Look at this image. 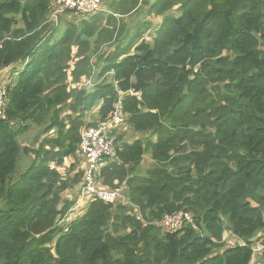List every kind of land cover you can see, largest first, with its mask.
Returning <instances> with one entry per match:
<instances>
[{
    "label": "trees",
    "instance_id": "obj_1",
    "mask_svg": "<svg viewBox=\"0 0 264 264\" xmlns=\"http://www.w3.org/2000/svg\"><path fill=\"white\" fill-rule=\"evenodd\" d=\"M150 9L162 16L152 43L136 27L101 54L99 75L110 80L86 91L75 86L100 62L92 52L112 38L113 18L52 39L50 0H0V69L15 65L2 79L0 264H254L257 244L264 264V0H160ZM95 106L99 122L122 114L114 135L126 125L151 136L114 138L98 176L125 189L113 203H80L69 221L78 192L62 198L63 160L79 155L80 115ZM31 127L35 148L20 142ZM145 153L152 163L141 171ZM21 154L32 158L20 173ZM180 209L194 226L158 224Z\"/></svg>",
    "mask_w": 264,
    "mask_h": 264
},
{
    "label": "rangeland",
    "instance_id": "obj_2",
    "mask_svg": "<svg viewBox=\"0 0 264 264\" xmlns=\"http://www.w3.org/2000/svg\"><path fill=\"white\" fill-rule=\"evenodd\" d=\"M147 1L148 0H142V5L141 6L143 7V9L147 8ZM159 1L160 0H155L156 3H158ZM106 2H107V0H102V7H103L104 4H106ZM55 8H56V6L54 4V0H50V14L48 15V18L45 21V23L51 25L50 28H53L52 29L53 30L52 31V36H51L52 39L60 38L61 35L65 32V30L67 28L71 27V25H75L77 27V29L79 27H81V21H77L78 18L80 19V16H78L74 12H70L68 10L63 11L59 15H56V18H53L52 17V13H53V10ZM175 10L179 11L177 9V5H174L172 8H170L168 10L169 12L167 11V14L168 15L172 14L173 16H176V13H175L176 11ZM103 12L104 11L101 10V11L95 13L94 15H92V17L93 16H98L99 14H103ZM137 13L138 14H136V16L133 15L135 13L131 14L129 16V18H133L132 19L133 21L136 20V19H137V21H142V19L146 20L145 23L140 28V30L142 28H143V30L146 29L143 32V36L141 38L143 40H145L146 42H149L151 44L153 38L157 34L156 33L157 29H159V27L161 26V19L159 20L157 18V15H155V14H154L155 16L152 15L153 18H151V16H149L148 13H146L145 11H142V10H139ZM143 15H146V16L143 17ZM103 16H106V15H103ZM161 18H162V16H161ZM127 21H128L129 24H132L131 20L128 19ZM146 22H148L147 23L148 25L146 24ZM135 28L136 27L128 29V32L124 33V35L120 36V38L124 37L125 40H128L129 38H131V39L134 38L132 36L135 33ZM123 41L121 43L124 44ZM99 44H100V46L97 47V51L95 53H93L91 51L93 60H95L94 58H96L97 55H101V54H103V52L105 53L107 50H109V48H111V50H113L114 46H115L113 44L112 38L110 40L103 39ZM100 57H101V60H99L100 61L99 63H97V64L96 63H91L92 70H91L90 74H88V76H90V77L80 76L79 81L82 82V84H84V85L83 86L82 85H77L75 87H77V88H79V87L85 88L86 91H90V90L93 89V86L101 83L102 81H104V80L105 81H109L110 80V78H111L110 74L102 75V76L99 75L101 67L103 65V61H104L105 56L103 57V55H101ZM12 69L13 68H9L4 73L5 75H3V77H5V76L7 77L8 73ZM88 78L91 80V83H92L91 85H89V84L86 85V83H85V81L88 80ZM2 79L0 81V85H6V83L2 82ZM71 80L76 82L75 79H71ZM97 106H98V104H97ZM97 106H95V108H93L91 110H87V111L81 113L80 117H81V120H82V124L80 125V128H79V136H80L81 131L85 127H87V126H96L97 124L102 123V122H99L101 120H98V117H97V114H96ZM69 113L72 115V117H74L75 114H76V113H73L72 111L71 112H69V111L67 112V114H69ZM122 126L119 129V133L115 132V135H114V136H116L115 139L117 137L119 138L118 142H132V141H134L136 139H143L145 137H150L151 136L148 133L136 132L133 129H131L129 126H126V125L124 127H122ZM37 131H38V129L36 127H31L28 131H26L25 133H23L20 136V142L23 145H29V148H32V147L35 148L38 145V142L41 141V138L38 139L40 137V135H38L39 133H37ZM120 131H122V132H120ZM35 136H37V138H35ZM35 139H38V141L36 143H35ZM31 158H32L31 154L30 155L21 154L19 162H18L17 172L21 173L29 165V163L31 161ZM151 163H152V160L150 158V154L149 153H145L142 156V161H141V165H140L139 169L141 171H144L145 169L150 167ZM63 165L66 167V169L64 168L65 169V171H64V176L65 177L64 178H66V180L68 181V187L62 193V198H66L67 196H69L70 200L75 201V199L77 198V192H78V189H79V186H80L79 183L83 179L82 178L83 173H84L83 172V168H82L83 165H82V162L79 159V155L78 154H77V156H68V157L64 158ZM97 179H98V183H99L98 185L103 186L106 189H114L115 188V189H118V191H120L121 194L123 192L122 189H125V187H124L125 185L124 184H118V182H116V181H114L113 187H112V186L103 184V181L100 178V176H98ZM74 210L76 212H74V213L72 212V214L70 213L71 217L68 218L69 221L72 218H75L76 215H78L77 213H79V212H77V208L74 207ZM226 241H229V238L226 239ZM256 258H257V255H256ZM256 258H255V260H256Z\"/></svg>",
    "mask_w": 264,
    "mask_h": 264
},
{
    "label": "built area",
    "instance_id": "obj_3",
    "mask_svg": "<svg viewBox=\"0 0 264 264\" xmlns=\"http://www.w3.org/2000/svg\"><path fill=\"white\" fill-rule=\"evenodd\" d=\"M54 4L56 8L52 13L53 18L65 10L81 17L94 15L102 10V0H54ZM5 95V86L0 85V108L4 104ZM121 122H123L122 114L116 111L109 120L96 126H87L81 131L78 153L83 160L84 173L75 208L80 203L93 198H99L105 203H113L120 197L118 189H106L98 185L97 176L99 169L104 165V157L114 153L113 129ZM158 224L169 232L176 231L185 224L194 226L192 214L182 209L163 215ZM262 247L261 244L252 247V263L255 262L256 253L260 252Z\"/></svg>",
    "mask_w": 264,
    "mask_h": 264
},
{
    "label": "crops",
    "instance_id": "obj_4",
    "mask_svg": "<svg viewBox=\"0 0 264 264\" xmlns=\"http://www.w3.org/2000/svg\"><path fill=\"white\" fill-rule=\"evenodd\" d=\"M155 2V0H148L147 1V8L143 9L142 5V0H138V3L135 7L131 6V2L130 0H107L106 4L103 5L102 7V11L103 14H99L98 16H87V17H81L80 19L78 18L77 21H81V25L85 22H91L92 19L94 17H99L100 18V26L103 25L105 23L106 20H108V17H112L113 19H109L108 21L110 22L111 25H113V35H112V41L114 46V49L116 48V42H121V39H123L124 43L127 41L124 39V37L120 38V36H123L124 33L128 32V29L133 28V27H140L142 26L146 20L142 19V21H137L136 20H132L133 18H129V16L133 13V15L136 16V14H138L137 12L139 10L145 11L146 13L149 14V16H151V18H153V16H155L153 13H151V5H153ZM130 7V8H129ZM149 10V11H148ZM106 15V16H103ZM153 15V16H152ZM146 15H143V17ZM160 17V18H159ZM157 18L160 20L161 16H157ZM131 20L132 24H129L127 20ZM148 23V22H146ZM110 25V26H111ZM120 31V33L117 35V31ZM96 37V34L93 35L90 40L91 43L93 41V39ZM103 40V39H102ZM114 49L112 51H114ZM109 50H111V48H109ZM104 53V52H103ZM254 264H261L260 258L257 256Z\"/></svg>",
    "mask_w": 264,
    "mask_h": 264
},
{
    "label": "water",
    "instance_id": "obj_5",
    "mask_svg": "<svg viewBox=\"0 0 264 264\" xmlns=\"http://www.w3.org/2000/svg\"><path fill=\"white\" fill-rule=\"evenodd\" d=\"M14 66H15V65L10 64V65H8V66H6V67L0 69V81H1V79L3 78V75H5L4 73H5L9 68H14ZM201 226H202V228H203V230H204L205 235L208 236L209 233H208V231L206 230L205 226H204L203 224H201Z\"/></svg>",
    "mask_w": 264,
    "mask_h": 264
}]
</instances>
